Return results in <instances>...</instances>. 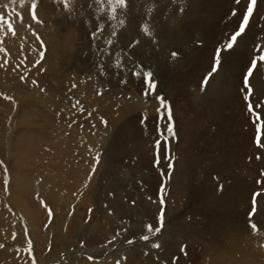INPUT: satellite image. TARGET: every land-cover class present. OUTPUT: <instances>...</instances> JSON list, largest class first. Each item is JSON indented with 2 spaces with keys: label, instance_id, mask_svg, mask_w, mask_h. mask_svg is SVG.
Here are the masks:
<instances>
[{
  "label": "rangeland",
  "instance_id": "374dc122",
  "mask_svg": "<svg viewBox=\"0 0 264 264\" xmlns=\"http://www.w3.org/2000/svg\"><path fill=\"white\" fill-rule=\"evenodd\" d=\"M12 1L0 0L2 4ZM152 1L126 0V6L118 0L28 3L29 16L41 11V19L36 21L44 37L34 35L41 45L37 53L34 47L23 51L28 53L13 72L21 77L15 88L26 95L34 91V102L44 97L49 87L62 84L60 92L47 98H57L58 103L68 99L77 108L73 110L76 115L67 117L70 122L65 116L67 122H61V117L58 128L71 127L88 138L77 146L76 141L66 146L54 139L57 144L53 147H41L44 150L32 155L36 161L31 170H21L31 174L32 168L36 170L46 163L45 170L42 165L36 174L38 184L27 193L31 196L36 188L39 191L54 182L55 190L62 195L56 200L47 194H33L32 220L17 203L24 191L19 195L11 187L19 175L9 173V151L0 153V264H203V246L186 245L185 240L191 236L195 241L205 240L206 245H227L234 236L247 237L264 229V62L258 61L249 78L253 91L249 101L244 99L247 89L241 91L251 60L261 54L254 51L255 46L264 47V0H257L253 6L247 32L238 38L232 51L223 48L239 29L250 0H240L239 4L235 0H185L194 5L191 16L167 13L177 6V0ZM6 15L0 7V25ZM93 32H98V39L93 38ZM218 47L222 49V65L213 72ZM172 52L178 53L175 60ZM141 68L154 73L155 95L145 96L144 78L133 75ZM30 74L41 76L34 80ZM0 78L14 79L11 73L2 71ZM89 94L97 100H111L114 107L91 109L92 102L84 99ZM157 96L164 99L163 105ZM0 97L10 106L13 120H8L12 127L7 128L11 138L17 139L20 128L16 123L26 115H34L37 126L48 127L43 107L28 109L29 101L19 100L4 87L0 88ZM249 102L252 113L248 111ZM169 108L175 132L174 139L168 141L173 157L171 170L163 147H156L157 140L162 141L158 127H164L157 118ZM207 110L218 117L209 116ZM45 131L47 139L50 132ZM91 135H98L100 141L95 152L89 144L95 141ZM65 147L70 151L61 149ZM62 153L66 156L58 158ZM252 161V168L248 167ZM37 185L39 188L34 187ZM257 193V211L250 217ZM192 222L197 225L195 231L186 228L193 227ZM253 223L257 230L251 227ZM157 227L161 228L159 233L155 232ZM144 235L149 236L148 241L141 239ZM165 249L170 251L165 253ZM134 255L138 260L134 257L133 261Z\"/></svg>",
  "mask_w": 264,
  "mask_h": 264
},
{
  "label": "bare ground",
  "instance_id": "6f19581e",
  "mask_svg": "<svg viewBox=\"0 0 264 264\" xmlns=\"http://www.w3.org/2000/svg\"><path fill=\"white\" fill-rule=\"evenodd\" d=\"M56 1V0H55ZM149 1V0H148ZM154 1V0H153ZM152 1V2H153ZM161 1V0H160ZM196 1V0H194ZM12 2L14 3H9V2H4V4H2L0 2V7L1 9H5V11L7 12V15L5 16V21L3 22L2 25H0V71H2L3 73H11V77L14 79H9V80H5L0 78V88L4 87L6 89H8L10 91V93L12 92V94L17 97L19 100H27L30 102V104L27 106L28 109H36L39 106L43 107V109L45 110V114L47 116L48 119H46L47 128H43V126H37L35 123V117H33L34 115H32L31 117H29V115L25 116V119L23 121H18V123H16L18 125V127L20 128L19 134L16 136L17 139H13L10 137V134L8 133V128L7 127H12V123L8 124V120L12 121L13 118L10 117L9 115V104L6 103V101H4V99L2 100V98L0 97V129L3 130L2 135H0V153L3 154L6 152V150L9 151V155H10V159L9 161H11V168L9 170V173L12 171L16 174L19 175L18 179L15 180L14 179V175H13V182L15 180L14 183H12L11 187L13 190H18V194L21 195V192H23V194L20 196H18L17 199V203L19 204V206L21 207V209H23L25 211V213L27 214L28 218L30 220H32V215H31V206L34 203L33 199V194H47L49 197H53L56 200H58L59 197H61V192L60 191H56L55 187L56 184L53 183H47L48 185H46L47 187H44L37 191L35 189V191L33 190L31 196L28 195L27 190L30 191L32 190V186L33 184L37 183L35 181L36 178V174L41 170L40 167L43 165L41 163V165H38L39 167L35 170L33 169V172H35V177L32 176L31 174H28L26 172H21V170H31V166L34 164L33 161V157L32 155L36 156L35 151L37 150H44L41 149L44 147H48L52 146L53 144H57V142H54L56 140H60L63 141L64 144L69 145L70 143H72L73 141H76L75 146L80 145L81 143H84L85 141H87V136L86 135H82L83 139L80 138L82 136H80L81 134H79L77 129L70 128L69 130L66 129L65 127H60V124H58V122H60V119L62 117V121L65 120V117L67 119L68 116L70 115H76L73 113V110L77 108V104L74 103L75 105H71V102L68 101V99H66V103H58L57 102V98H54L53 101L49 100L47 97L52 96V94H56L57 92H60L61 89H63L64 87L62 86V84L56 83L55 85L49 87V89L47 90L46 94L44 97H41L36 99V101H32L31 97L34 94V91H30V95H26L24 93H22L19 88H15L16 83L18 82L17 80L20 79L21 77L19 76L18 73H13L15 72L16 66L19 64V62H21V59L24 57V54L28 53V52H24L25 50L28 49H32L33 47L36 49V53L38 52V50H40L41 45L39 46V43L35 40V34L37 33V35H42L41 34V25L39 26L37 23V19L41 16V11L40 10H36L34 11L35 13V19H33V16H29V7H28V3L32 2V0H13ZM151 2V3H152ZM201 2V1H200ZM222 2V1H221ZM230 2V1H229ZM150 3V2H149ZM177 6L172 7L170 10L167 11V13H170L171 15H175V14H184L185 15H189L191 16L192 14H194V5H191V3H187V1L185 0H177ZM213 4V3H212ZM229 4V3H228ZM64 5V4H63ZM161 5V3H160ZM140 6V5H139ZM154 6V5H153ZM203 6V5H202ZM219 6V5H218ZM159 7V6H158ZM157 7V8H158ZM208 7V6H207ZM147 8V7H146ZM19 13H17V10ZM138 9V8H136ZM143 9V8H142ZM161 9V8H160ZM159 9V10H160ZM210 9V8H208ZM207 9V10H208ZM219 9V8H218ZM50 10V9H49ZM158 10V9H157ZM167 10V9H166ZM3 11V10H2ZM67 11V10H66ZM148 11V10H147ZM210 11V10H209ZM31 13V12H30ZM68 13V12H67ZM48 14V13H47ZM43 15V14H42ZM57 15V14H56ZM211 15V14H210ZM214 15V14H213ZM181 16V15H180ZM182 17V16H181ZM171 18V16H170ZM192 18V17H191ZM41 19V17H40ZM39 19V21L41 22V20ZM45 19V18H44ZM193 19V18H192ZM191 19V20H192ZM190 20V19H189ZM215 20V19H214ZM218 21V20H217ZM46 22V21H45ZM253 22V21H252ZM193 23V21H192ZM48 24V22H47ZM11 25V26H9ZM45 25V24H44ZM74 25V24H73ZM252 26V25H251ZM46 27V26H45ZM222 27V26H221ZM254 27V25H253ZM46 29V28H45ZM155 30V29H154ZM71 31V30H70ZM247 32V31H246ZM44 33V32H43ZM47 33V32H46ZM251 34V33H250ZM43 36V35H42ZM47 36V35H46ZM44 37V36H43ZM49 39V36L47 37ZM46 38V39H47ZM248 38V37H247ZM37 39V38H36ZM44 39V40H46ZM51 40V39H50ZM46 42V41H45ZM180 43V42H179ZM254 43V42H253ZM47 44V43H46ZM37 47V48H36ZM34 50V49H33ZM248 51V50H247ZM32 52V50L30 51ZM35 52V51H34ZM35 53V54H36ZM35 56V55H34ZM31 56H28L29 59L31 60L32 58ZM27 59V60H29ZM222 71V70H221ZM22 73L24 74V71L22 70ZM219 73V72H218ZM41 74V73H39ZM41 75L38 76V74H30V77L34 80H37ZM24 77V76H22ZM218 77V75H217ZM25 79V78H24ZM229 84V83H228ZM240 84V83H239ZM264 84V83H263ZM262 84V85H263ZM18 85V84H17ZM110 88V87H109ZM256 88V86H255ZM39 90V89H38ZM44 92V91H43ZM259 92V91H258ZM42 93V92H41ZM87 95V94H85ZM90 96H85V100L87 101V103H89V101L92 102L91 104V109H94L95 107L97 108H113L114 106L111 100H97L96 97H94L93 95L89 94ZM105 95V94H104ZM232 95V94H231ZM261 95V93H260ZM8 96V95H7ZM128 96V95H126ZM84 97V96H83ZM82 97V98H83ZM107 97V95H106ZM104 97V98H106ZM263 97V95H262ZM103 98V99H104ZM233 98V96H232ZM235 98V97H234ZM231 99V98H230ZM118 100V99H117ZM264 101V100H263ZM239 103V102H238ZM24 104V103H23ZM216 107L220 108L219 104L216 103L215 105ZM24 107V106H23ZM245 108V107H244ZM50 109H56L57 112L54 114L52 111H50ZM211 109V108H210ZM80 110V108H79ZM212 110V109H211ZM39 111V110H38ZM215 111V110H214ZM241 111V110H240ZM24 112V111H23ZM209 116L213 115V117H218V115L216 113H213L209 110L206 111ZM26 113V112H25ZM40 113V112H38ZM38 113H36L35 115H37ZM108 113V112H107ZM80 113V117H81ZM120 114V113H117ZM84 115H86V112L84 113ZM44 116V115H43ZM65 116V117H64ZM244 116V115H243ZM90 117V115H89ZM107 117H110V115H107ZM111 117H115L114 115H112ZM30 119V120H28ZM68 120V119H67ZM66 121V120H65ZM69 121V120H68ZM86 121V120H85ZM115 121V120H114ZM117 121V120H116ZM67 122V121H66ZM70 122V121H69ZM189 122V121H188ZM57 123V124H56ZM8 124V126H7ZM41 124V123H40ZM193 124V123H192ZM39 125V124H38ZM46 125V124H45ZM51 125V127H49ZM96 125V124H95ZM196 126V125H195ZM159 128V127H158ZM193 128V127H190ZM197 129L198 127H194V129ZM47 133L48 130L50 132L49 138L45 139L43 133L44 131ZM57 130V131H55ZM134 130V129H133ZM191 130V129H188ZM251 131V130H250ZM48 132V133H49ZM193 132V131H192ZM191 132V133H192ZM195 132V131H194ZM66 134V135H64ZM249 134V133H248ZM70 135V137H69ZM80 136V137H76V136ZM253 135V134H252ZM44 140H43V138ZM188 136V135H187ZM247 136V135H246ZM92 139H94L95 141L93 143H89L92 147H93V152H95L97 150V148L99 147V138L98 135H91L90 136ZM190 137V136H189ZM249 137V135H248ZM183 138V137H182ZM72 140V141H70ZM91 140V139H89ZM103 140V139H102ZM201 140V139H200ZM39 143H38V142ZM108 141V140H107ZM193 141V140H192ZM247 141V140H245ZM189 142V141H187ZM146 143V142H145ZM243 143V142H242ZM241 143V144H242ZM63 144V145H64ZM74 144V143H73ZM101 144V143H100ZM103 144V143H102ZM106 144V143H105ZM71 145V144H70ZM231 145V144H230ZM241 146V145H240ZM244 146V145H243ZM246 146V145H245ZM244 146V148H245ZM53 147V146H52ZM100 147H102L100 145ZM185 147V146H184ZM188 147V146H187ZM232 147V146H231ZM237 147V146H236ZM235 148V146H234ZM243 148V149H244ZM47 149V148H45ZM62 150L66 149L65 148H61ZM237 149V148H236ZM240 149V148H239ZM68 150V149H66ZM231 150V149H230ZM233 150V149H232ZM50 151V150H48ZM53 151V150H52ZM70 151V150H68ZM189 152H191L190 150H188ZM187 151V152H188ZM55 152V151H54ZM67 152V151H66ZM227 152V151H226ZM233 152V151H232ZM65 153V151H64ZM71 153V152H70ZM69 153V154H70ZM216 153V152H214ZM48 154V153H47ZM191 154V153H189ZM227 154V153H226ZM242 154V153H240ZM184 155V154H183ZM235 155V154H234ZM244 155V153L242 154V156ZM62 156H66L65 154H59L57 157L60 158ZM225 156V155H224ZM238 156V155H236ZM235 156V157H236ZM190 157V156H189ZM214 157V156H213ZM216 157V156H215ZM35 158V157H34ZM54 158V156H53ZM208 158V157H207ZM246 158V157H245ZM40 159V158H38ZM44 159V158H43ZM48 159V158H47ZM215 159V158H214ZM234 159V158H233ZM237 159V158H235ZM36 161V160H35ZM40 160H38L39 162ZM49 161V160H48ZM183 161V160H182ZM189 161V159H188ZM244 161V160H243ZM194 163V160L192 161ZM191 162V163H192ZM233 162V160H232ZM235 162V166H236V161ZM239 162V161H238ZM33 163V164H32ZM183 163V162H182ZM206 163V162H205ZM243 163V162H242ZM252 164H250L248 167H251L253 165V161L251 162ZM188 164V163H187ZM35 165V164H34ZM182 165V164H181ZM189 165V164H188ZM187 165V166H188ZM208 166V165H207ZM210 166V164H209ZM15 167V168H14ZM46 167V163L43 165V170H45ZM238 167V166H237ZM190 168V167H188ZM252 168V167H251ZM211 169V167H210ZM231 169V168H230ZM236 169V168H235ZM239 169V173H240V168ZM241 169H245L244 167ZM1 170V169H0ZM207 171V170H206ZM214 171V170H213ZM245 171V170H244ZM242 171V172H244ZM30 172V171H29ZM241 172V173H242ZM184 173V172H183ZM186 173V172H185ZM215 173V171H214ZM229 173V172H227ZM235 172H233L234 174ZM250 173V172H248ZM188 174V173H186ZM186 174H184L186 176ZM230 175V174H229ZM210 177V176H209ZM190 178H192L190 176ZM228 178V177H227ZM230 179V178H229ZM189 180V179H188ZM192 180V179H191ZM12 181V180H11ZM187 181V180H186ZM237 181V180H236ZM239 182V181H238ZM233 183V182H232ZM38 184V183H37ZM36 185V184H35ZM40 185V184H39ZM44 185V184H43ZM187 185V184H186ZM34 187H38L39 186H34ZM233 187V186H232ZM60 189H65L66 191H70V189L68 187H64V186H59ZM234 188V187H233ZM184 189V188H183ZM237 190V189H236ZM243 190V188H242ZM175 192V191H174ZM226 193V192H225ZM17 194V195H18ZM181 196V193H179ZM227 194V193H226ZM225 194V195H226ZM233 194V193H232ZM186 195V194H185ZM228 195V194H227ZM174 197H177L175 195H173ZM184 196V195H183ZM14 197V196H10ZM179 197V196H178ZM187 197V196H186ZM16 198V197H15ZM180 198V197H179ZM227 198V197H226ZM238 199V197H237ZM12 200V199H11ZM180 200V199H179ZM230 200V199H228ZM239 200V199H238ZM179 202L182 203V201L180 200ZM228 202V201H227ZM240 202V201H239ZM238 204H242L239 203ZM37 203V202H35ZM246 203V202H245ZM17 205V204H15ZM184 205V202L183 204ZM257 205V204H256ZM38 206V204H37ZM259 206V205H258ZM237 207V206H236ZM249 207V206H248ZM33 208H35L33 206ZM42 208V206L40 207ZM246 208V207H245ZM39 209V208H38ZM235 209V208H233ZM1 210V209H0ZM41 211V210H40ZM197 211V210H195ZM241 212V211H239ZM242 212H244L243 214H245V211L243 210ZM241 212V213H242ZM42 214V212H41ZM195 214V213H194ZM201 215V214H200ZM203 215V214H202ZM244 216V215H243ZM37 217V216H36ZM45 217V216H44ZM144 217V216H142ZM199 217V216H198ZM255 217V216H254ZM203 218V217H202ZM241 218V217H240ZM257 219V218H256ZM247 220V219H246ZM253 220V219H252ZM39 221V220H38ZM191 221H196V215L191 216ZM193 227H186L190 230V228H192L191 230H193L194 228H197V225ZM39 223V222H38ZM198 223V222H197ZM259 223V222H257ZM40 224V223H39ZM2 225V224H1ZM0 225V229L3 228V226ZM190 225V224H189ZM264 226V225H263ZM6 227V226H5ZM201 228V227H200ZM258 229V228H257ZM255 229V230H257ZM188 230V232H189ZM4 231V230H3ZM187 231V230H186ZM195 231V229H194ZM252 231V230H251ZM1 232V230H0ZM6 232V231H5ZM184 232V234H189V233ZM247 232H250V230H247ZM197 233V232H196ZM6 234V233H5ZM192 234V233H190ZM200 234V232L198 233ZM1 235V234H0ZM10 235V234H9ZM12 235V234H11ZM203 235V234H202ZM195 234H194V238H195ZM199 236V235H198ZM192 237V236H191ZM191 241L189 243L188 239L185 240L186 245H193V246H197V247H202L203 246V250H204V256H206L204 263L203 264H264V229H258V231L255 232H251L249 233V235L247 237H242V238H238L237 236H234V238L232 239V241H230L227 245H222V244H204L206 243L205 240L204 243L203 241H195L193 239H191ZM196 238H198L196 236ZM197 240V239H196ZM202 240V237H201ZM166 244V243H165ZM168 244V243H167ZM166 244V246H167ZM164 245V244H163ZM5 246V245H4ZM168 247V246H167ZM166 247V248H167ZM188 247V246H187ZM191 248V247H190ZM55 249V248H52ZM162 249V248H161ZM170 249V248H169ZM163 251V250H162ZM170 250L165 249V253L168 252ZM139 254V253H138ZM141 254V253H140ZM163 255V254H162ZM168 255V254H167ZM114 256V255H112ZM127 256V255H126ZM131 256V255H128ZM169 256V255H168ZM189 256V255H188ZM134 257H136L135 255L131 258L134 259ZM141 257V256H140ZM187 257V255H186ZM168 258V257H166ZM130 259V258H129ZM137 259V257L135 258ZM133 261H136V260ZM142 259V257H141ZM144 259V258H143ZM191 259V258H190ZM138 260V259H137ZM171 260V259H170ZM173 260V258H172ZM186 260V259H184ZM130 261V260H129ZM140 261V260H139ZM137 261V262H139ZM168 261V260H167ZM189 263V260H187ZM194 261V260H192ZM108 262V261H106ZM98 263V262H97ZM111 263V262H110ZM131 263V262H130ZM141 264V262H139ZM29 264V263H28ZM82 264H88L87 262H83ZM103 264H106L103 262Z\"/></svg>",
  "mask_w": 264,
  "mask_h": 264
},
{
  "label": "snow or ice",
  "instance_id": "6c2138e0",
  "mask_svg": "<svg viewBox=\"0 0 264 264\" xmlns=\"http://www.w3.org/2000/svg\"><path fill=\"white\" fill-rule=\"evenodd\" d=\"M118 2L121 4H125V6H126V0H118ZM235 2L237 4H239L240 0H235ZM256 2H257V0H250V3L248 4L247 9H246V14L242 18V23L240 24L239 29L234 34L231 35L230 40L224 46L223 51H232L238 45V43H239L238 38L242 37V34L245 33L246 27L249 25L250 18L252 17V14H253V6L256 5ZM32 8L33 9L36 8L35 3L32 4ZM233 15H235V11L233 12ZM35 18H36L35 13L33 12V19H35ZM2 21H3V16H0V22H2ZM9 26H11V25H9ZM102 31H103V29H98V32H102ZM98 32L92 33V36L94 39L99 38ZM107 43L111 44V40H108ZM101 51H102V49H101ZM221 51H222V49L220 47H218L216 50L213 72H216L218 67H220L222 65ZM254 51L261 53V54L259 56L254 55L253 59L251 60V64L248 67V69H247V71L243 77V86L244 87L241 89V91H244V89H247V93L244 96V99L246 101H249V98L253 95L252 88L249 86V83H250L249 78L254 75V70L258 66V61L264 62V47H262L261 45L258 44L255 46ZM177 56H178V53H176V52L171 53V57L173 60H175ZM133 75L142 76L144 78L145 85H146L145 96L155 95V89H156L157 85H156V81H155V75L151 70H144L143 68H141V71L139 73L133 72ZM207 79H208V77H205V83L207 82ZM122 82L126 83V81H122ZM157 99H160L162 105L164 104V99L162 97L157 96ZM248 111L250 113L253 112V106H252L251 102L248 103ZM157 119L164 124V127L162 129L158 128V133L162 137V141L158 139L156 142V147H157V149L163 147L164 159L169 161L168 167H169V170H171V168H172L171 160L173 159V157L169 154L170 153V146H169L168 141L170 139H174L175 132H174L173 124H172V116H171L170 108L165 109L164 113H162L160 116H158ZM142 123H144L143 119H142ZM158 155H159V153H158ZM158 165H159V161H157V166ZM161 192H163V188L161 189ZM257 195H260V194L257 193L256 195L253 196L252 210L249 213L250 217L253 214H255L257 211V208H256V196ZM160 203L161 204L164 203L163 196L161 197ZM160 220H161V226H162L163 210H161ZM251 227L253 229H255L256 225L253 223V224H251ZM148 231L149 232L152 231V228L150 225L148 226ZM160 231H161L160 227L155 228L156 233H159ZM141 239H143L144 241H148L149 236L144 235L141 237ZM128 243H133V241L129 240ZM152 247L158 248L159 245L153 244ZM181 251H183V247L181 248Z\"/></svg>",
  "mask_w": 264,
  "mask_h": 264
}]
</instances>
